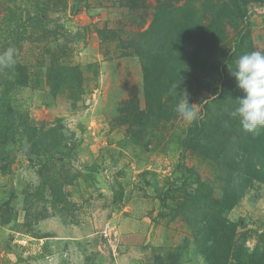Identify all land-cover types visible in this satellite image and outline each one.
I'll use <instances>...</instances> for the list:
<instances>
[{
	"label": "rangeland",
	"instance_id": "374dc122",
	"mask_svg": "<svg viewBox=\"0 0 264 264\" xmlns=\"http://www.w3.org/2000/svg\"><path fill=\"white\" fill-rule=\"evenodd\" d=\"M237 1L252 25V51L264 52V0ZM185 5L206 27L218 25L234 51L244 25L228 0H0V54L16 53L13 66H0V97L11 82L7 109L38 128H60L63 148L50 136L41 163L16 151L7 159L0 144V264L264 263V184L229 175L241 162L230 170L231 145L253 151L228 114L237 103L232 65L220 76L210 60L198 63L179 87L145 90L135 47ZM187 97L198 113L191 124L175 112ZM217 118L229 126V147L207 131L185 145L197 123L209 129ZM196 180L212 192L204 201ZM214 208L235 232L213 230Z\"/></svg>",
	"mask_w": 264,
	"mask_h": 264
},
{
	"label": "trees",
	"instance_id": "16d2710c",
	"mask_svg": "<svg viewBox=\"0 0 264 264\" xmlns=\"http://www.w3.org/2000/svg\"><path fill=\"white\" fill-rule=\"evenodd\" d=\"M231 6L236 11L237 15L243 22L244 31L236 41L234 51L231 53L226 50V44L224 43L223 34L218 29L210 26L206 27L202 18L197 15L194 10L195 7L180 6L176 8L175 12L160 20V24L155 26L151 25L143 34L142 40L135 47L136 54L142 57L144 82L146 84L145 90L149 94L150 89L155 87H162L167 85H174L179 87L178 83L182 77L195 76L193 68L200 63L204 65L210 60L211 65L220 76L226 73V66L233 65L234 60L245 52L252 51L251 47V27L249 21H247V13L244 12L237 0H228ZM194 8V9H193ZM216 29V31H213ZM218 29V30H217ZM135 54V55H136ZM21 64L18 69L22 70ZM22 72V71H21ZM164 74L170 75L173 78H162ZM15 80V79H14ZM28 77L23 74L18 80L17 84L24 85L27 83ZM182 83V82H181ZM180 83V87H182ZM190 84V83H189ZM8 87L3 94L2 99L0 97V144L4 153H7V159H10V155L15 151L21 154H26L30 161L39 160L40 157H44L45 151L48 149V140L53 136L54 143L51 144L55 150L59 153L62 152V142L57 139V135L60 134V128H50L45 130L43 127L38 128L31 125L27 113L21 111L13 112L11 109H7L5 104L9 101L10 89H12V83H7ZM16 85V83H15ZM228 89L230 90L229 96L235 99L239 98L242 93L237 89L235 79L231 76L228 79ZM223 89H215L214 94L219 95ZM230 112H228L229 114ZM18 120V127H15L13 119ZM229 129L228 125H225L221 118H217L214 124L212 123L210 128L207 129L205 123L196 124L193 131L187 136L185 145L188 147L193 145L200 137L207 131L211 137L219 136L224 146L229 147V143L225 142L229 137L227 134ZM222 131V133H221ZM221 134V136H220ZM251 138L253 151L256 152V159H251L250 149L244 151L240 150V143H233L231 148H235V154L233 157V163L230 168L232 169L235 161L241 158L239 162L230 172V180L233 179L234 171H240L245 180H256L261 184H264V129H262L258 135L249 133ZM50 147V146H49ZM7 149L8 151H5ZM69 150V156H73V149ZM12 153H11V152ZM238 151V152H236ZM11 153V154H10ZM242 153H248L247 158L241 156ZM11 160V159H10ZM245 160V161H244ZM254 174V175H253ZM198 177V176H197ZM198 190L200 191L202 198H208L212 192L208 190L204 184H201L199 180ZM231 188V187H230ZM207 191V193H206ZM170 196L169 193H167ZM227 199H232L230 194H225L224 200L227 204ZM164 202V199H163ZM209 206V205H208ZM207 206V207H208ZM199 208L203 206H199ZM197 207V209H198ZM233 203L227 204V211L231 210ZM216 211L217 209L214 208ZM219 216L217 217L212 228L224 229L225 225L229 232H235L233 224L229 223L226 219L225 212L223 210H217ZM202 219V218H201ZM236 226L244 225V220H235ZM216 258L210 261V264H215ZM256 264H264L263 262H256Z\"/></svg>",
	"mask_w": 264,
	"mask_h": 264
},
{
	"label": "clouds",
	"instance_id": "9594fccd",
	"mask_svg": "<svg viewBox=\"0 0 264 264\" xmlns=\"http://www.w3.org/2000/svg\"><path fill=\"white\" fill-rule=\"evenodd\" d=\"M15 55L12 48L0 54V66H13ZM229 71L235 79L237 89L242 93L235 99L236 106L229 115L238 120L244 132L258 135L264 129V52L250 51L241 54L229 67ZM175 112L186 124L198 119L195 105L189 103L188 97L179 101Z\"/></svg>",
	"mask_w": 264,
	"mask_h": 264
}]
</instances>
